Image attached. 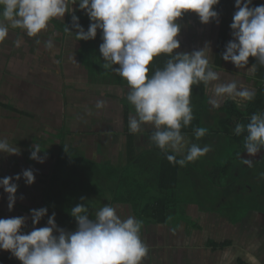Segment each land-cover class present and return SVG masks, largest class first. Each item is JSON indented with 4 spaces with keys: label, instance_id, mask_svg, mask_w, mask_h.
I'll list each match as a JSON object with an SVG mask.
<instances>
[{
    "label": "crops",
    "instance_id": "1",
    "mask_svg": "<svg viewBox=\"0 0 264 264\" xmlns=\"http://www.w3.org/2000/svg\"><path fill=\"white\" fill-rule=\"evenodd\" d=\"M214 10L218 12V5ZM236 11L232 9L227 15L218 12V20L208 24L201 23L196 13L186 12L176 21L181 29L177 37L180 48L173 54L191 53L210 42V64L219 73L218 83L236 80L241 85V78L248 83L250 76L233 68L231 62L218 61L224 32L225 48L233 39L230 24ZM72 15L87 31L92 21L78 3L70 2L64 17L51 20L38 37L29 38L21 29L10 28L8 37L0 43V136L20 149L19 155L0 153V178L15 177L29 168L35 175L31 185L23 177L13 180L18 189L11 211L7 193L0 188V218L27 217L23 228L27 233L33 228L30 210L46 207L48 213L36 227L46 226L48 217L55 212L58 227L72 232L77 227L70 215L73 207L87 206L90 218L95 219L96 211L109 204L122 220L133 216L142 221L140 236L149 248L143 264H264V169L257 168L264 166V149L255 157L248 156L244 149L247 133L237 135L235 128L220 126L226 115L221 107L235 100L225 98L219 108H214L209 100L215 84L210 85L205 88V108L201 106V96L191 105L199 124L193 119L190 126L201 128L204 119H219L222 130L218 134L230 137L236 155L254 159L252 167L241 166L247 178L240 174V183L234 182V188L227 190L218 185V178L232 174L231 170L224 172L228 163L215 168L207 158L204 170L213 174V184L209 188L200 182L193 186L206 196L205 202L180 205L182 174L173 193L159 189L155 178L154 163L160 154L150 140L152 126L143 125L137 134L129 130V117L135 115L126 99L130 89L117 73L102 67V30H97L93 40L78 41ZM18 39L22 41L19 47L15 44ZM48 40L54 43V49L45 47ZM165 64L152 61L148 75L163 69ZM245 83L243 86L248 85ZM194 91L193 86L191 102ZM98 100H104L106 107L97 109ZM182 134L189 139V146L220 142L218 137L197 140L193 131ZM35 145L40 146L43 163L30 159ZM208 146L209 155L214 148ZM184 170L182 166L181 173ZM246 181H253L254 185ZM227 182L233 185L232 181ZM81 196L85 199L81 200ZM177 205L181 208L177 209ZM4 257L18 260L9 251L0 250V262Z\"/></svg>",
    "mask_w": 264,
    "mask_h": 264
},
{
    "label": "clouds",
    "instance_id": "2",
    "mask_svg": "<svg viewBox=\"0 0 264 264\" xmlns=\"http://www.w3.org/2000/svg\"><path fill=\"white\" fill-rule=\"evenodd\" d=\"M70 2L78 3L92 21L85 31L79 18L72 15L76 39L93 40L97 30H102L103 42L99 46L105 61L102 67L117 73L129 86L126 99L135 112L129 117L130 132L137 134L142 132L143 125H151L154 129L151 143L169 162L184 166L211 150L208 145L189 146L182 134V128L190 126L194 119L190 99L194 85L203 84L207 89L215 84L209 100L214 108H219L224 98H238L240 102L253 99L254 93L236 80L218 83L219 73L210 64V42L191 53L173 54L180 48L177 19L186 12H194L203 24L218 20L214 6L220 0H0V43L8 37L10 28L21 29L29 38L38 37L51 20L64 17ZM251 5L252 0H235L237 11L230 24L233 39L222 54L225 62L238 69L248 66L250 57L264 66V4ZM21 42L16 40V46ZM36 42L39 44L40 40ZM44 43L47 49L55 47L51 40ZM161 54L170 58L163 69H156L149 76V65ZM255 64L248 70H254ZM104 107V100L96 102L97 109ZM234 131L237 135L246 131L244 149L248 156L255 157L264 149V113L252 114L247 125L237 124ZM206 132L205 128H196L195 138L199 140ZM40 152L39 145L33 146L30 159L43 163ZM0 153L19 155L20 149L11 145L7 137L0 136ZM241 163L253 166L251 159L241 158ZM22 177L27 185L35 182L30 168L15 177L0 178L9 211L17 199L18 184L13 180ZM30 213L33 228L27 233L23 231L27 217L0 218V250L9 251L21 264H143L148 256L149 248L140 236L142 221L133 216L122 220L109 204L96 211L95 219L90 218L87 206L73 207L70 215L77 227L72 232L58 227L55 212L48 217L46 226L36 227L47 215L46 207L32 209Z\"/></svg>",
    "mask_w": 264,
    "mask_h": 264
},
{
    "label": "trees",
    "instance_id": "3",
    "mask_svg": "<svg viewBox=\"0 0 264 264\" xmlns=\"http://www.w3.org/2000/svg\"><path fill=\"white\" fill-rule=\"evenodd\" d=\"M264 4V0H252V7ZM232 9H236L235 7V0H220L218 4V12L220 15H227L229 11ZM228 24V20L224 18V26ZM88 27V26H84ZM226 31L224 35L221 37V44L220 49L218 51V61L219 63L223 61L222 54L225 51V44H226ZM170 57L168 55H159L154 57L153 61H159V63H166ZM249 62L251 64H255L256 61L254 58H249ZM256 70L254 73L255 81H256V91L254 93V97L251 101H247L244 105L239 106L236 101L229 100L223 107H221V111L224 112L226 115L224 118L220 120V126L225 129L235 128L237 124L247 125L250 122V117L254 113H264V66L260 65L259 63L255 64ZM195 87V95H193L194 100H192L191 105L195 104L197 100V96H201L202 101H200L201 106H204L205 102V86L200 84L199 86L194 85ZM203 108V109H204ZM203 112V111H202ZM194 116V115H193ZM196 119V123L199 124L198 117L194 116ZM198 128L196 126L193 128L192 126H188L186 128H182V132L193 131ZM246 133V131H245ZM157 150L160 154V158L158 159L157 163L155 164L156 173L155 178L159 185V189L165 190L167 192H174L178 189L179 185V176L181 174V167L179 164H173L169 162L165 154L161 152V150L157 147ZM177 159H180L177 156ZM258 169H264V166L258 165ZM232 168L230 164L224 168V172L227 173ZM214 171V170H213ZM143 195L139 197L141 199ZM0 264H21L19 260L11 259L9 257H4L1 259Z\"/></svg>",
    "mask_w": 264,
    "mask_h": 264
},
{
    "label": "rangeland",
    "instance_id": "4",
    "mask_svg": "<svg viewBox=\"0 0 264 264\" xmlns=\"http://www.w3.org/2000/svg\"><path fill=\"white\" fill-rule=\"evenodd\" d=\"M252 65H248L247 67H245L244 69H238L237 70L240 73H246L248 74L250 77H254V70L249 71L248 69L251 68ZM236 69V67H233ZM244 77V76H243ZM247 78V77H246ZM245 82H243L242 78H241V85H244ZM248 84L246 86H244L245 88L249 87V89L254 92L255 89V85L256 81L255 79H250L248 81ZM248 89V88H247ZM225 100L222 99L221 103ZM235 101H238L241 104H243V102H240L239 99H234ZM246 102V101H245ZM220 103V104H221ZM239 105V104H238ZM243 107V106H242ZM202 128L207 129V132L205 134V136L203 137H207L209 138H216L218 137L220 139V142L216 143V144H210L211 142H207V145H211L214 149L213 151H211L208 155V153L206 155H204V157L201 159L200 163H197V161L195 162H188L186 163L185 166V170L184 172H182V183H181V187L182 189L179 190V201H180V205L181 204H185L186 202H205V198L206 196H203V194L199 191H195V189L193 188V186H195L196 184H199L201 186L204 187H210L211 184H213L211 178L213 177V174L210 175L209 173H207L204 168H206L207 166V158L209 159V163L210 164H214V166H216L215 168H221L224 167L226 163L230 164L231 166V171L232 174L227 175L228 178H222V176H220L218 179V185L223 187L227 190H232L235 186V184H239L240 182L238 181V178L241 177L240 174H246L245 169H242V163H241V158H243V155H236V150L233 146V143H231V139L229 136L224 135V134H218V131H221V127L219 126V119H216V117H211L209 119H204L202 121ZM189 140V139H188ZM200 159V158H199ZM254 162V159H252ZM232 163V164H231ZM213 173V172H211ZM211 177V178H210ZM245 178H247V176H244ZM237 178V179H236ZM235 179V180H233ZM200 180V181H199ZM228 181H232L233 185H230V183L227 182ZM141 182V181H140ZM235 182V184H234ZM249 185L253 186V181H246ZM87 184V183H86ZM133 184V183H132ZM218 185H215V189L217 190ZM222 192V189H221ZM242 195H245V191L242 190ZM82 197V196H81ZM81 199V198H80ZM177 205V209H180L181 206Z\"/></svg>",
    "mask_w": 264,
    "mask_h": 264
},
{
    "label": "flooded vegetation",
    "instance_id": "5",
    "mask_svg": "<svg viewBox=\"0 0 264 264\" xmlns=\"http://www.w3.org/2000/svg\"><path fill=\"white\" fill-rule=\"evenodd\" d=\"M247 67V66H246ZM254 73H255V69H254ZM248 75V74H247ZM246 75V76H247ZM249 76V75H248ZM247 76V77H248ZM250 79H255V77H250ZM255 85V89H254V92L253 93H255V91H256V84H254ZM239 105H240V103L238 102V101H236ZM247 102V101H246ZM246 102H243V104H241V105H244Z\"/></svg>",
    "mask_w": 264,
    "mask_h": 264
},
{
    "label": "bare ground",
    "instance_id": "6",
    "mask_svg": "<svg viewBox=\"0 0 264 264\" xmlns=\"http://www.w3.org/2000/svg\"><path fill=\"white\" fill-rule=\"evenodd\" d=\"M225 115V114H224Z\"/></svg>",
    "mask_w": 264,
    "mask_h": 264
}]
</instances>
